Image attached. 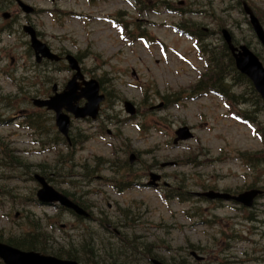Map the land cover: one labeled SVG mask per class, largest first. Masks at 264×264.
<instances>
[{"label":"rangeland","instance_id":"rangeland-1","mask_svg":"<svg viewBox=\"0 0 264 264\" xmlns=\"http://www.w3.org/2000/svg\"><path fill=\"white\" fill-rule=\"evenodd\" d=\"M22 1L37 11L27 17L40 40L53 53L79 58L86 78L103 81V89L111 95L98 121H72L70 137L80 134L87 139L65 147L53 116L31 108L30 101L44 99L54 84L61 90L70 74L63 66L57 65L53 71L34 65L27 53L29 40L21 31L27 20L15 6H9L7 11L17 19L6 31L0 30V116L10 119L0 126V142L16 160L28 165V171L18 166L0 168L4 177L0 188L12 189L18 200H24L34 196L38 187L30 176L48 172L51 185L74 193L98 223L89 222L83 228L86 231H80L69 214L56 219L52 208L35 203L10 209L0 197V235L18 234L16 225L25 222L24 215L32 219L33 214L34 220L53 224L48 233L54 243L88 241L98 255H107L108 248L128 264H146L148 257L135 251L146 244L151 245V255L167 264H220L221 260L225 264H264V196L252 209L256 220L247 221V212H237L227 202L198 200L193 195L204 192L202 186L217 191L242 190L253 180L264 187V166L245 167L250 164L247 156L264 157L263 141L251 127L234 119L216 96L188 98L204 64L192 42L171 29L179 21H188L214 35L218 29L215 23H221L240 44L241 40L249 42L264 63V51L251 34L247 18L238 12V0H159L168 2L176 13L162 9L161 13H138L133 2L126 0ZM243 1L264 29V0ZM113 19L124 25L127 38L111 23ZM140 34L150 41L148 46L133 39ZM215 36L209 40L218 46ZM27 73L39 77L34 88ZM124 101L135 106L136 116L129 118L124 113ZM241 108L248 109L245 105ZM24 110L46 121L42 132L31 136L18 127L20 119L10 118ZM258 120L264 128L262 111ZM184 126L191 139L173 146L175 131ZM36 138L47 143L44 149L33 144ZM53 143L54 148H49ZM69 152L75 153L67 160ZM131 154L134 160L128 163ZM39 165L47 172L37 168ZM109 165L119 173L109 171ZM149 173L160 175V185L166 183L167 190L145 186ZM112 178L118 180L113 185L123 186L130 180L129 184L142 186L117 190L107 182ZM165 193L184 194L188 199L181 202L171 196L163 200ZM109 231L124 233L128 240L139 238L138 247L124 249L118 244L122 239L117 241ZM188 245L201 251L185 250ZM186 251L195 252L200 262Z\"/></svg>","mask_w":264,"mask_h":264},{"label":"trees","instance_id":"trees-1","mask_svg":"<svg viewBox=\"0 0 264 264\" xmlns=\"http://www.w3.org/2000/svg\"><path fill=\"white\" fill-rule=\"evenodd\" d=\"M144 2V1H143ZM147 8L146 5H144ZM180 26L188 31L192 29V25L188 23L181 22ZM197 30V31H196ZM196 31V33H195ZM193 38H195L198 43L200 44L201 41L204 39L203 36L200 35V30L194 27L193 31ZM209 42V41H208ZM219 43V42H218ZM200 55L204 57L206 60V71L204 74L201 75L198 82L193 86L192 92L190 93L189 97L196 94H208L213 93L219 96L223 102L232 108L239 109V114L243 116V118L248 123H257L256 125H260L259 122L260 113L261 111L264 113V106L261 104V100L259 99L258 95L255 93L254 89L252 88L249 81L240 75L234 67L233 60L228 52L226 46L222 43H219L218 46L213 45V42H209L206 44H200ZM103 81L100 80V85L102 86ZM235 88H239L238 91H234ZM102 90L105 91L102 87ZM106 96H110V93H106ZM179 100V99H177ZM176 101V100H175ZM247 106L248 109H242L241 106ZM238 106V107H237ZM33 118L27 119L26 122L32 123ZM43 122V120L41 119ZM33 124V123H32ZM32 127V126H30ZM34 128V127H33ZM260 132L262 138H264V128H260ZM87 137L79 135L78 138L71 139V144L67 145V148H71L75 144L80 145L81 143L85 142ZM264 143V139H263ZM3 144L0 143V147L3 152ZM71 146V147H70ZM75 152H69L67 156V160L73 156ZM0 155V166H5L8 168H12L14 166L22 167L23 169L28 171V165L25 163H20L16 158H14L10 153L7 155L6 153H2ZM247 160H249L250 166L254 169L257 165L264 166V157L255 156H247ZM60 161V160H59ZM57 161V163L59 162ZM255 161L257 164H255ZM85 164V163H84ZM44 172H47V168L44 165H39ZM111 172H116L115 169L109 165L107 168ZM41 174V172H39ZM119 173V172H116ZM43 176H45L49 181L53 179L50 177L51 175L47 172ZM82 177V176H81ZM31 178V177H30ZM71 185L74 183L71 182ZM76 186V185H75ZM251 188H261L264 189L263 185L259 184L257 181H252L244 189H251ZM203 190L213 189L209 186H202ZM242 189V190H244ZM242 190H234L231 191L233 193L240 192ZM12 189H8L7 196L9 200V205H27L30 203V198L25 197L24 200H18L16 198L17 195H13L11 193ZM61 192L71 198L74 202H76L79 206L86 209L87 206L85 203H82L79 198H75L74 193H69L66 190H61ZM4 194V193H3ZM17 201V203H16ZM244 210V209H243ZM63 212V209H60L57 213L58 218ZM126 210L123 213V219L127 217ZM25 216V222L18 225V229L20 228V232L16 235H0V241L15 247L20 250L24 251H36L45 255H52L62 259H71L75 260L81 264H118L124 261L120 260L121 258H115L114 253H112L108 248H106V252H102V249L99 252L107 254L105 256H100L96 252L93 246L89 245L88 241H81L78 245H73L70 242H67L66 245L54 243L53 237L49 235L48 229H46V225L39 220H34V215L31 214L30 216L32 219H29L28 216ZM248 220L254 219V214L248 212L246 217ZM23 226V228H21ZM123 226V225H120ZM87 228V227H86ZM86 231V230H83ZM134 238H130L129 240H125L128 242V247L136 248L138 247L139 243L138 240ZM144 244V243H143ZM146 244V243H145ZM188 247L194 248L191 245ZM143 249H135L138 254H144V256H150L151 245H143ZM1 264V263H0ZM179 264H184L183 261Z\"/></svg>","mask_w":264,"mask_h":264},{"label":"water","instance_id":"water-1","mask_svg":"<svg viewBox=\"0 0 264 264\" xmlns=\"http://www.w3.org/2000/svg\"><path fill=\"white\" fill-rule=\"evenodd\" d=\"M19 6L25 13H29L32 10L18 2ZM244 12L249 16L251 28L255 34V37L264 48V31L253 15L250 8L244 3ZM6 17V16H5ZM23 31L30 37V46L34 51V54L39 61L41 58H48L50 60H58V57L52 55L48 48L36 39L35 32L31 27H23ZM223 39L232 54L235 62L236 69L245 75L253 84L255 90L259 93L264 100V68L258 58L248 49L246 46L234 47L231 42V37L227 31L222 32ZM69 68L76 73L67 83L66 90L61 94H55L49 100L41 101L35 100L34 105L39 107H46L47 109L55 112V123L58 131L64 136L67 134L69 127V117L66 114H62L61 110L65 109L68 113L72 114L75 118L90 117L95 119L98 115L99 103L103 100L102 95H98V84L95 80L88 82L83 81L81 84L76 80H82L78 64L72 56H67ZM80 99H85L86 103L83 107H78L77 103ZM125 112L133 115L135 110L131 103H124ZM177 138L174 140L176 143L178 140H187L191 138V135L187 128H180L176 131ZM133 156L130 157L132 162ZM35 179L41 185V189L37 192V197L40 202L46 204L58 203L61 206L72 209L77 214L86 216L85 212L77 205L72 203L66 196L56 192L44 181L43 178L35 176ZM159 179L158 176L151 175L150 185H155V181ZM261 195V192L257 190L245 191L238 196H229L227 194H219L214 192H208L201 194L200 196L208 199H221V200H233L245 207H251L253 200ZM0 259L4 264H78L73 260H60L55 257L45 256L36 252H24L18 249L9 247L7 245L0 244ZM153 264H163L158 261H153Z\"/></svg>","mask_w":264,"mask_h":264}]
</instances>
